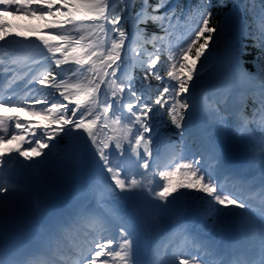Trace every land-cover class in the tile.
I'll use <instances>...</instances> for the list:
<instances>
[{"label": "snow or ice", "instance_id": "snow-or-ice-1", "mask_svg": "<svg viewBox=\"0 0 264 264\" xmlns=\"http://www.w3.org/2000/svg\"><path fill=\"white\" fill-rule=\"evenodd\" d=\"M168 0H140V7H136V0H0V13L4 11H12L13 15L24 14L27 16L36 17L37 19L46 21L43 25V30L53 34H40V30L34 31L33 36L39 40L47 49L48 53L53 56V63L59 68L61 65L72 62L79 70H84L91 76L87 79V83L80 82L66 83L61 80L59 84L56 82V77L51 71L42 75L36 80L37 84L44 85L46 81H50L52 88H63L64 91L59 95L63 97V101L71 102L72 107L67 104L52 103L51 108L43 116V119L50 121V124L43 129L44 135L47 139H53L58 133L71 125L74 129H82L87 133L89 140L96 150L99 160L104 165V172L107 173L111 181L114 183V188L111 189V194L120 197L122 193L134 194L133 189L139 187L137 181L132 179L129 181L126 177L121 178L123 169L119 165L113 166V151L109 143L100 141L97 137V132L94 131V126L99 129L97 121L99 116L90 112V106L98 99L97 93L101 92V85L108 83L105 81V76L115 75L120 65L124 63L123 52L125 49L126 38L128 32L125 23L130 19L132 23L137 25V30L141 33H147L149 26L155 24L156 27L164 31L160 21L165 17L175 16L177 11H182V5H174L168 8L166 12H161L162 8L167 7ZM212 0H200L197 8L200 10L199 23L194 28L189 42L186 47H182L179 52L177 63L172 65V68L167 71L169 77L174 84H165L159 95L152 101L151 104L141 102L137 106L127 104L128 116L127 122L134 127L132 138L134 143L129 140V144L133 150H136L140 145L144 146V156L151 157L149 145L152 141V126L153 111L155 106L159 109L165 110L171 118V124L177 130L183 132L182 122L186 120L188 111L192 104L189 97L193 95L196 88V81L201 76V70L204 69L207 62L206 53L209 50L213 35L216 33L217 25H212ZM38 6V7H37ZM191 11V10H189ZM127 13V17L125 16ZM144 27H140V25ZM7 24L0 22V32L7 33ZM86 33L91 39L85 43V35H79L76 38L75 34ZM111 36L110 43L107 37ZM17 37L21 33L15 34ZM152 35L156 33L153 31ZM253 38L257 40V46L264 48V24L260 27V34L257 37L255 33ZM5 36L0 35V40H4ZM55 42V43H53ZM61 58H55L56 54ZM260 64L257 73L250 75L253 79L260 80V95L261 107L264 108V62ZM157 60L153 59L151 65L145 72L144 78L155 76L157 80L163 78L155 71ZM199 64V67H198ZM177 65L179 71L176 70ZM111 70V71H110ZM74 72L73 75H77ZM94 74V75H93ZM115 83V81H113ZM119 91H123V86L119 87ZM133 96L137 94L132 92ZM113 100L109 107L103 108V114L108 115L110 108L113 112L117 111L121 101L115 99L117 90L112 92ZM166 97L171 98L169 101ZM137 99H139L137 97ZM4 103L12 104L11 101L0 102V107ZM39 103V101H37ZM100 103H107V101H100ZM23 111L24 109H19ZM71 112V116H66L64 113ZM53 113H58L53 115ZM39 115V113H31ZM7 121L14 122L17 130L22 132L33 133L31 143L28 144L27 149H22L19 146L15 149H7L0 151V158H4V163H7L6 153H17L24 161L31 162L37 158H41L44 149L48 147L47 142L41 139H34L37 129L29 128L28 125L34 123L29 121L22 122L19 117L9 116L7 118L0 116V129L4 132H9ZM121 120L125 117L121 116ZM58 125V127H52ZM139 125V127H136ZM7 141V138L0 135V143ZM10 141H20L21 144L26 143L23 135L15 133L10 134ZM8 141V142H10ZM115 150H118L120 156L126 154V149L120 142V138L116 139ZM143 159V158H142ZM202 157L195 159L189 163L179 164L176 169L170 172H161L160 176L165 181L160 191H153L154 197L159 201H167V198L180 189L192 190L203 193L212 198L213 203L220 205L223 208H238L247 210L249 205L242 199L236 198L231 193H224L223 188L216 182L214 177L205 172L200 167ZM140 167L144 169L150 168L149 159H143ZM2 170V169H0ZM177 173H182L183 179L173 181V177ZM3 179V177H0ZM111 188V185H109ZM119 190V191H116ZM12 191L4 184H0V211L3 210L7 203L5 194ZM161 210L166 209L165 205H156ZM119 250L111 247L115 243L113 239H107L104 242L96 243L95 250L90 253L91 258L86 261V264H108L105 257L114 256L121 260L122 264H137L135 260L136 247L135 235L127 222H121ZM262 250H264V241H262ZM0 264H18L16 261L6 262L0 256ZM173 264H189L187 256L174 260ZM207 264V262H205ZM218 264H226L225 261H219ZM239 264V262H233ZM264 264V260L261 261Z\"/></svg>", "mask_w": 264, "mask_h": 264}, {"label": "rangeland", "instance_id": "rangeland-1", "mask_svg": "<svg viewBox=\"0 0 264 264\" xmlns=\"http://www.w3.org/2000/svg\"><path fill=\"white\" fill-rule=\"evenodd\" d=\"M2 7V6H0ZM25 18V17H24ZM26 18L25 22L19 14L13 15L12 11H4L0 13V22H4L7 24V33L0 32V35L5 36L4 40H0V44L4 43L7 38H10L12 34H14L15 30H20L24 32L27 36L36 38L33 36V32L40 30V34H53L48 33L46 30L41 29V27L35 26L32 31L28 30L26 27ZM33 25V23H32ZM131 26V34L128 40V46L123 53L124 63L120 65L119 69L112 76H105L104 79L108 83L101 85V92L97 93V101H99L98 107L102 110V116L98 121L99 129L94 131L97 132V137L100 141L109 143L112 151H113V166L119 165L120 168L123 169L121 174V178H127L129 181L135 179L139 187L132 190L134 194L126 193V195L132 200V206L136 211V214L139 216L140 225L137 226L132 218L126 221L127 224L131 227L132 232L135 235V247H136V256L135 259H138L142 246L145 244L146 236L148 235L150 238H155L157 245L159 246V252L161 254H165L168 256L169 253V245L165 244L166 235L172 232V230L176 229H184L185 227H191L198 225V229H196L199 233L205 234L206 229L213 228L214 230L221 231H231L240 229L243 237L242 242L248 246V254L252 256L250 261H255V264H261V261L264 260V250H262V241H264V217L258 213L259 210L252 209H241L239 210L240 215H244V219L238 218L237 216L231 215L229 212L222 213L220 210H215L211 206L220 207V205L213 203L212 198L208 197L203 202H191L189 200H184L179 194L174 193L167 198V201H159L154 197V193L150 195L153 191H160L161 184L156 181L154 175L155 163L158 160L167 154L169 150L168 146H163L159 151L158 157H147L144 156V146L140 145L136 150H133L129 144V140H132L134 143V138H132V132L135 130L131 123L127 122L128 110L127 104L131 103L133 106H137V100L135 96L132 95L133 86H132V68H141L147 66V52L144 47L139 45V40L142 38V34L136 33L132 31V26H136L135 23H130ZM243 29V21L239 17H233L229 21V30L233 31L236 36H242ZM218 31L213 35V37L217 36ZM78 35L76 38L78 39ZM91 37H85V43H87ZM110 43L111 35L107 37ZM127 40V39H126ZM4 60L0 61V79H5V76H8L5 82L11 84L7 87L6 92L8 95L4 96L7 100L11 101L15 99V92L18 90H22L25 87L32 88V90H28L25 93L23 102L20 103L24 105L25 110V122L33 121L34 123L28 125L29 128L37 129L35 133L34 139L38 138L47 142L48 147L44 149L43 155L41 158H37L34 161L37 163H41L42 165H49L53 160L59 159L64 154V147L69 142V136L67 135L66 130L70 129L72 126H67L64 130H62L59 134H63L65 137V141L63 144H60L56 138L47 139L44 135L43 129L45 126L50 124V121H46L43 119V116L47 113V111L51 108V99L47 98V90L49 89H57L52 87H46L45 85H40L36 83V80L41 77V71L47 69L48 63L53 61L52 54H48V56L42 58L38 63L34 62L26 71L18 76L13 70L12 65V56H8L6 54L0 56ZM57 57V55L55 56ZM208 61V60H207ZM209 62V61H208ZM206 63V65L208 64ZM72 62L65 64L63 68H58L57 73H61L62 76H66V83H76L81 82L83 79L82 72L84 70H79V66H73V69L78 72L77 75H72L74 73L70 72L67 76L66 67H71ZM65 71V73H64ZM111 71V70H110ZM240 71L236 70L233 72L232 76L227 77V81L224 83L220 82L217 86H211L208 92L202 93L200 95V104L199 107H194L192 105L189 110V114L186 118L185 125V133L188 134L191 129V122L194 119H197L199 123L201 122L206 130L210 133L206 136L207 139V149L206 152L202 155V162L200 167L205 170V172L210 173L216 182L223 188L224 193L231 190L229 187L227 189L224 188L225 182H221L220 175L216 170L219 167L220 160L224 157V150L219 152L218 142L222 139L228 141V147L234 150L239 157L247 156L248 153H255L256 155H260L258 150L254 146L253 139L251 138L253 134L259 139L261 145L258 148L260 151L264 152V113L260 109L257 113L258 115L253 120L254 122V130L260 134L259 137L254 133L251 128V121L247 120L243 117L241 113L243 99L246 97L247 93H250L253 90H259L260 86H257L256 82L251 80L249 77L245 76L239 81L237 79V75ZM46 74V72H45ZM94 75V74H93ZM91 76L89 77V79ZM61 80L57 81L59 84ZM115 81V83H113ZM36 85H32L35 84ZM123 86V91H119V87ZM199 87H201V83H199ZM59 89V88H58ZM61 89V88H60ZM113 90H117L116 100L121 101L117 111L113 112L110 108L107 116L103 114V108L109 107L113 100L112 92ZM195 95V93L193 94ZM58 99L62 100V104H67L68 107H72L74 105L69 101H63V97L60 95L57 96ZM39 101V103H37ZM100 101H107V103H100ZM234 112L237 114L235 117L239 118V126L233 128L232 125L234 123L233 118L228 120V116H222L223 112ZM31 113H39V115H33ZM233 113V114H234ZM58 113H53V115H57ZM27 115V116H26ZM67 116H71V112L67 114ZM125 117L124 120H121L120 117ZM52 127H58V125H52ZM139 127V125H136ZM219 133V134H217ZM21 135L24 136L27 142L31 143V137L33 133L30 132H22ZM193 135H190V140H192ZM262 139H261V138ZM120 138V142L123 147L126 149V154L123 157L120 156L118 150H115L116 139ZM198 138L195 139L194 144H197ZM248 143V144H247ZM202 146H200L201 148ZM93 145L89 140L87 144L84 146V154L81 157V161L77 167V170L85 173L87 176L88 171L90 170L92 159L94 154L92 152ZM150 148V147H149ZM198 149L199 147L196 146ZM202 150V148H201ZM149 159L150 168L144 169L140 167V164L143 162V159ZM95 166H98V170L100 172L99 178L90 180L88 183L84 184V190H80L79 197H75L77 201L80 203L86 202L88 199L92 198L94 192L99 189V198L103 200L105 204H111L112 207H116L120 210L121 213H126L127 210L123 207L122 204L119 203L118 199L115 198L111 191L107 187V180L105 179L102 171L104 170V165L99 163L98 157L95 159ZM170 164V163H169ZM167 165L165 169H169L171 165ZM38 164L32 163L29 170H25V176L23 177V185L29 178H32L30 183L34 184L38 181L39 178L38 173ZM35 178H33V176ZM108 175V174H107ZM109 176V175H108ZM177 179H173L176 181ZM23 185L20 186L23 189ZM19 187H10L12 191L5 194L7 203L4 205L3 210L0 211V218L4 215V212L10 209L11 207V192L17 191ZM54 188L56 191L60 193V195H64L67 193L68 189L64 188L61 185H55ZM73 188V187H72ZM70 190V189H69ZM231 193L239 199L236 195V192L231 190ZM29 196L33 203L36 202V191L33 189L30 190ZM0 199H4V197H0ZM156 205H165L166 209L161 210L156 207ZM264 204H260L259 207H263ZM34 209H29L26 213H31ZM108 213L104 212V216L108 219H112V215L110 214V208L107 209ZM115 225L119 226L120 224L116 223ZM137 226V227H136ZM245 227V228H244ZM196 228V227H194ZM140 233V237L138 236V232ZM117 234L119 232L117 231ZM99 243L104 242L107 239H113L110 234L108 235H100L98 237ZM184 241V240H182ZM171 244H174L171 243ZM182 243L180 247L182 248ZM165 247V248H164ZM178 248V250L180 249ZM182 251V249H181ZM181 251H179L181 253ZM108 260V264H111L109 257H105ZM196 259H191L189 262L193 264ZM98 264L100 262L98 261ZM163 264H168L167 260L163 262ZM201 264V263H200Z\"/></svg>", "mask_w": 264, "mask_h": 264}, {"label": "bare ground", "instance_id": "bare-ground-1", "mask_svg": "<svg viewBox=\"0 0 264 264\" xmlns=\"http://www.w3.org/2000/svg\"><path fill=\"white\" fill-rule=\"evenodd\" d=\"M16 33H21L22 35L17 37L15 35ZM12 35L13 36L7 38L4 43L0 44V56L4 54L11 55L13 57V68H24V66L26 67L28 64L32 63L38 55H41L42 53H48L43 44L38 46L36 45V42H40L36 38H30L20 30H15L14 34ZM32 48L36 50H33ZM82 75L83 79L80 83L86 84L87 79H89L90 76L86 71H83ZM28 89L29 88L24 89L21 93ZM7 101V99L0 98V102ZM11 102V105L4 103V105L0 107V116L5 118L8 116L19 117L23 122L25 120V110L21 111L19 109H24V107L19 105L17 100H11ZM98 105L99 104L95 102L89 108L90 112L95 113V116L92 118H96V116L101 118L102 116V110L98 107ZM190 126L197 128L198 134L201 138L205 136V129L199 123L193 122ZM15 130L17 129L15 128ZM66 132L69 136V142L64 147L63 156L59 159L53 160L49 165H42L41 163L39 164L34 160L31 162L24 161L23 158H20L18 154L14 152L6 153V156L10 157L7 159V161L10 159L13 161L12 168L7 174L1 173L0 170V177L5 179L4 183L7 187L11 185L9 183L10 180H13L17 185H23V183L21 184L23 177H27L25 176V170H29L32 163L38 164L36 166L38 168L37 170L39 173V178H37L38 181L34 184L28 182L32 179L29 178L25 183V186L23 185L24 190L22 192H19L22 190L21 188L10 193L12 196L11 207L9 210L4 212V215L0 218V234L4 233L5 230L8 229H14L17 232H21L31 228L32 226H36L39 228V237L46 246V249H49L63 226L72 224L75 221H80L86 217H94L98 219V222L100 221L102 226L106 225L104 229L115 241L111 247H114L118 251L119 244L122 241L120 236L115 234L112 225H110V223H108V221L102 217L100 212L102 203L98 199V195H96L95 200H88L86 203L81 205L67 207L65 203L68 198L76 192V197H79L81 193L80 190L85 189L84 184L88 183L89 180V183H91V180L98 179L100 175L98 166H95L94 162L96 157H98L95 148L92 150L94 157L92 159L91 167L87 173V176L85 173L77 170L79 162L81 161V157L84 154V144L89 141L87 133H85L82 129H74L73 127L67 129ZM251 138L253 139L254 146L260 155L248 153L247 156L239 157L238 162L235 164L227 162V160L222 157L219 164V174L223 177L228 173L237 175L245 181V184L249 189L256 190L257 192L263 194L264 152L258 149L261 145L260 141H258L254 135H252ZM218 145L219 152H221L228 146V141L222 139L218 142ZM18 146L22 149H25L28 144H21L20 141L2 143L0 144V151L15 149ZM4 166V160L0 158V169H2ZM103 172L104 170L102 171V174L105 176L108 182V187L111 185V188H109H114V183L111 181L110 176ZM33 178H35V176H33ZM78 182L80 183L76 185ZM55 185H61L63 189H68L67 193H65L63 196L60 195V193L54 188ZM31 189L36 191L35 203L32 202L29 196ZM94 193L99 194V189H97ZM116 197L121 203L124 204V207L127 209L125 218L127 219L133 216V218L138 221L139 216L133 209L132 200L126 195V193H122L120 197ZM75 199L76 198L70 200V204H73ZM90 205L96 206L93 213H91L89 210ZM31 208L34 209L32 213L20 216ZM208 232L210 233V236H205L212 244H217L219 247V250L217 251L218 255L223 257H225L227 254L229 255V259L226 264L239 261L242 263L245 260L251 259L247 252L248 246L242 242L243 234L240 229L231 231H217L209 228ZM166 238H173L178 241V239H180V232L175 231L174 233H169ZM177 244L178 243L175 245ZM174 246L171 248H174ZM158 250V246H156L152 239L147 236L145 244L142 246L141 253L136 260L137 264H160L161 260H167L168 264H173L174 260H178L176 254L173 251H171L169 253V257L166 258L164 254L160 256V254L157 252ZM109 260L111 264H122L121 260L114 256H109ZM81 264H86V262L83 261Z\"/></svg>", "mask_w": 264, "mask_h": 264}, {"label": "trees", "instance_id": "trees-1", "mask_svg": "<svg viewBox=\"0 0 264 264\" xmlns=\"http://www.w3.org/2000/svg\"><path fill=\"white\" fill-rule=\"evenodd\" d=\"M161 2H163V0H161ZM199 3L200 0H168L167 7L161 9L162 13L166 12L167 8H171L174 5H182V11H177L175 16L165 17L159 22L162 24L164 31H161L155 24H152L149 26L147 33H142L145 35L142 39V43H145L151 52L149 66L153 59L157 60V64L154 66L155 71L159 73L163 79L157 80L155 76H149L145 79V72L148 68L133 70L132 79L134 82V89L140 102L151 104L162 91L165 84L175 83L167 77V71L172 68L173 64L177 63L179 52L182 48L177 45L176 37L180 35L185 36L183 43L185 44L184 47H186V43L189 42L194 28L199 23L200 10L197 8ZM236 5L238 6V11H236ZM136 7H140V0H136ZM211 11V23L212 25H217L218 23V33L216 37H213L209 50L206 53V59H209L208 65L201 70V76L197 81H203L205 86L215 84L225 73H231V70L237 68H240L249 75L250 73H257V69L260 66L258 62H264V48L257 46L258 42L252 38V34L255 33L258 37L260 34V27L264 24V0H212ZM236 15L241 18L244 23L242 36L240 37L229 30V21ZM125 16L127 17V13H125ZM32 19L35 23L41 24L43 22V20L37 19L36 17H32ZM125 27L128 32V21L125 23ZM140 27L142 28L144 25L141 24ZM153 31L156 33L155 36L152 35ZM78 34L87 36L86 33ZM148 38L153 40L151 44H149ZM170 42H174L175 46H170ZM176 70L179 71L178 65ZM166 99L169 101L170 106L171 98L166 97ZM191 100L196 104L195 98ZM251 100H255L261 104L260 96L253 94L248 95L245 100V114H250L257 108L256 105L251 103ZM159 111V106H155L153 119L151 120V149L154 152L155 146L163 142L171 141L175 144L174 150L179 152L182 149V144L187 142V139L183 135V132L181 133L180 130H177L175 126L171 124V118L168 116L167 112L164 110V113L160 114ZM57 138L59 142L63 143V135H58ZM162 171L165 172L164 170L158 171V177L162 180V184H164L165 181L160 176ZM182 196L186 199L195 201L198 198H205L207 195L185 189ZM225 209L227 208H224V210Z\"/></svg>", "mask_w": 264, "mask_h": 264}, {"label": "water", "instance_id": "water-1", "mask_svg": "<svg viewBox=\"0 0 264 264\" xmlns=\"http://www.w3.org/2000/svg\"><path fill=\"white\" fill-rule=\"evenodd\" d=\"M226 155H227V158L232 161H235L237 159V156L230 150H226Z\"/></svg>", "mask_w": 264, "mask_h": 264}]
</instances>
